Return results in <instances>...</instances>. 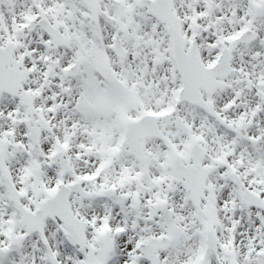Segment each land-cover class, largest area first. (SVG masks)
<instances>
[{
  "label": "snow or ice",
  "instance_id": "1",
  "mask_svg": "<svg viewBox=\"0 0 264 264\" xmlns=\"http://www.w3.org/2000/svg\"><path fill=\"white\" fill-rule=\"evenodd\" d=\"M0 264H264V0H0Z\"/></svg>",
  "mask_w": 264,
  "mask_h": 264
}]
</instances>
